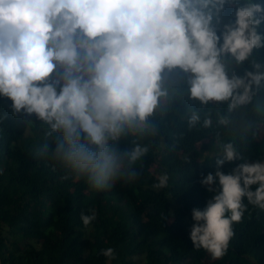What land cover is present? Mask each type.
<instances>
[{"label": "clouds", "instance_id": "1", "mask_svg": "<svg viewBox=\"0 0 264 264\" xmlns=\"http://www.w3.org/2000/svg\"><path fill=\"white\" fill-rule=\"evenodd\" d=\"M226 3L236 0H0V97L11 101L14 114L35 115L59 134L53 159L90 190L130 182L137 175L130 166L148 148L114 145L126 127L147 126L167 95L161 90L165 68L190 74L191 98L202 105L227 102L229 112L262 86L264 64L252 61V70L229 77L221 57L242 65L253 49L264 48L258 31L264 5L249 0L237 6L234 22L218 35L213 21L220 23ZM199 121L193 112L188 123ZM210 125L206 118L203 126ZM239 159L232 143L223 145L216 170L200 179L212 195L202 209H191L189 238L213 261L227 254L248 205L264 210V161L222 171ZM157 181V191L169 187L166 172ZM80 219L88 227L95 210L82 211ZM100 255L116 259L112 247Z\"/></svg>", "mask_w": 264, "mask_h": 264}, {"label": "trees", "instance_id": "2", "mask_svg": "<svg viewBox=\"0 0 264 264\" xmlns=\"http://www.w3.org/2000/svg\"><path fill=\"white\" fill-rule=\"evenodd\" d=\"M247 2L225 4L220 23L213 21L218 35L234 22L237 6ZM252 2L264 5V0ZM258 31L264 34V23ZM221 61L229 77L243 75L252 70V61L264 64V48L253 49L242 65L230 57ZM189 75L178 67L162 71L161 90L167 95L147 126L126 127L114 145L120 151L136 144L148 148L129 168L137 175L104 191L90 190L53 159L59 134L35 115L14 114L11 101L0 97V264H264V210L252 205L234 224L221 260L195 250L189 238L191 209H202L212 195L201 175L216 170L223 145L232 143L242 157L225 163V173L244 161H264V81L250 102L229 112L227 102L202 105L191 98ZM193 112L200 121L190 127ZM221 117L229 124H220ZM165 172L169 187L157 191L152 186ZM92 210L96 220L85 227L80 213ZM107 247L114 248L115 260L100 255Z\"/></svg>", "mask_w": 264, "mask_h": 264}]
</instances>
